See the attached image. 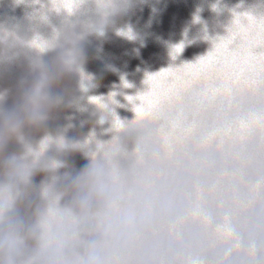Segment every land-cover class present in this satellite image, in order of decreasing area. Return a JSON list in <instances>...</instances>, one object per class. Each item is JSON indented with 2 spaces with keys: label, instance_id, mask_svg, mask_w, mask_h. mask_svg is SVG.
<instances>
[{
  "label": "water",
  "instance_id": "1",
  "mask_svg": "<svg viewBox=\"0 0 264 264\" xmlns=\"http://www.w3.org/2000/svg\"><path fill=\"white\" fill-rule=\"evenodd\" d=\"M105 7L0 0V108L25 116L41 80L59 96L0 145V186L19 193L4 212L23 238L14 264L38 255L54 202L65 215L42 264H264V0ZM29 149L40 155L22 181L5 160L31 165ZM81 176L105 195L78 228Z\"/></svg>",
  "mask_w": 264,
  "mask_h": 264
},
{
  "label": "clouds",
  "instance_id": "2",
  "mask_svg": "<svg viewBox=\"0 0 264 264\" xmlns=\"http://www.w3.org/2000/svg\"><path fill=\"white\" fill-rule=\"evenodd\" d=\"M25 0H16V3H24ZM102 4H104L105 8H115L117 5L130 6L132 4V0H102ZM132 32V31H131ZM102 34V33H101ZM133 36L130 38L127 35L121 33L128 39H134ZM3 33H0V41H3ZM46 47L45 49H47ZM184 45L177 53H182ZM64 63L70 68L76 63V56L74 53H69L64 57ZM38 67H45L43 61H40L37 65ZM47 83L46 80H41V82L36 86V88L31 92L28 97V102L26 106V114L25 116H21L17 113H5L0 108V119L3 120V127L0 128V145H2L6 138V133L8 131L18 132V130L22 127L25 122V118L31 124H39L45 119H47L46 115V105L54 104L59 99L58 94H53L51 91L44 93L42 88ZM89 85L87 83L82 85L84 91H87ZM7 100V91L0 90V106H2ZM71 115L69 119H73ZM103 121H101L102 123ZM17 139L21 143H25V138L23 135H18ZM50 137H46L40 145V152H42L50 142ZM42 149V150H41ZM29 153H32V150L29 149ZM34 156L33 163L30 165L25 162V156H17L15 154L10 155L6 158L5 164L10 169V174L16 177L19 180L27 181L30 174L31 168L35 165L36 160L38 159L40 153H32ZM60 165L53 162L49 167L56 168ZM100 176L103 175V171L101 170L98 174ZM75 183L81 189L80 192L77 193V201L79 204L80 211L79 213H74L70 210V215L79 228V226L88 218L89 215V206L90 202L93 199L100 201L105 195V186L100 179H97L96 176H90L87 179V182L82 181V176L79 177ZM86 189V191H84ZM19 198V193H13L11 186H0V224L8 223L9 227L7 230L0 231V264H14V256L18 253L20 246L23 243V238L20 236L17 229L12 226L11 222L7 220L4 215L6 209L12 208L15 201ZM65 209H61L56 206L55 202L50 203L46 213L41 217L38 228L40 229L38 242H39V253L36 257H33L26 264H42V261L38 259L39 255H47L53 248L56 246L55 240L52 236L53 233V223L52 220L56 217H60L65 215ZM78 234V233H77Z\"/></svg>",
  "mask_w": 264,
  "mask_h": 264
}]
</instances>
